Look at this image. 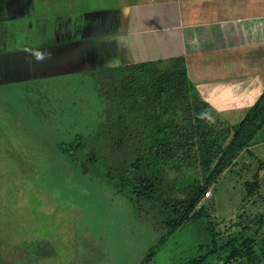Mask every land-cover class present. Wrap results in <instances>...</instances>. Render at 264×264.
<instances>
[{
	"label": "rangeland",
	"instance_id": "rangeland-1",
	"mask_svg": "<svg viewBox=\"0 0 264 264\" xmlns=\"http://www.w3.org/2000/svg\"><path fill=\"white\" fill-rule=\"evenodd\" d=\"M174 67L141 66L132 72L148 69L153 77L159 73L155 68ZM110 74L0 87V264H264L263 205L244 199L245 181L253 173L245 170L243 152L208 187L211 196L154 248L167 231L161 217L149 204L131 205L104 173L107 159L111 166L113 159L119 164L124 154L119 148L112 156L96 135L113 111L111 100L99 96ZM202 108L219 126L217 134L242 119V113ZM217 134L207 139L195 133L176 159L190 151L187 159L196 161L182 160L181 169L167 165V178L192 174L203 185L210 170L204 169L207 152L201 142L217 147L216 154L222 150ZM259 183L264 196V177ZM185 195L176 191L174 198Z\"/></svg>",
	"mask_w": 264,
	"mask_h": 264
},
{
	"label": "crops",
	"instance_id": "crops-1",
	"mask_svg": "<svg viewBox=\"0 0 264 264\" xmlns=\"http://www.w3.org/2000/svg\"><path fill=\"white\" fill-rule=\"evenodd\" d=\"M167 63L243 118L264 95V0H0V87ZM249 149L264 162V126Z\"/></svg>",
	"mask_w": 264,
	"mask_h": 264
},
{
	"label": "trees",
	"instance_id": "trees-1",
	"mask_svg": "<svg viewBox=\"0 0 264 264\" xmlns=\"http://www.w3.org/2000/svg\"><path fill=\"white\" fill-rule=\"evenodd\" d=\"M137 67L141 66H122L102 71H110L111 80H106L107 83L99 87L102 88L99 96H107L111 100L113 111L110 121L104 123L101 126L102 132H97L96 135L112 156L116 155L117 149L123 150L122 163L118 164L113 159L114 164L111 166L107 159L104 171L107 178L114 179L110 182L115 186L116 192L127 195L133 206L135 201L149 204L158 218L161 217L159 221L167 231L154 247L159 248L169 235L186 222L204 201L202 199H205L208 187L217 183L231 169L234 160L243 151H251L254 155L253 149L249 148L254 144L256 133L264 126V95L237 124L227 130L220 129L217 134L218 131L215 130L219 126L205 118L202 108L211 106L193 88L185 66L163 71L155 68L159 73L153 77L148 69L141 74L132 72ZM113 125L115 129L112 128ZM195 133L206 138L217 134V139L220 140L217 146L222 148L213 154V149L217 150V147L213 144L207 146V140L201 142L206 146L207 152V160L203 162L204 169L210 170L207 180L201 186L196 184L197 180L192 174H187L185 178L169 179L166 175L167 165L181 169L184 165L182 160L189 164L196 161L187 159L190 151L184 159H176L181 150L191 146ZM88 160L96 162L93 157ZM244 165L248 173H253L252 180L245 181L244 199L253 205L262 203L264 211V196L260 192L259 183V173L264 169V162L253 160ZM176 191L186 194L185 197L174 198ZM260 216L263 221L262 212ZM154 252L155 249L147 259H151ZM206 258L207 255L204 256Z\"/></svg>",
	"mask_w": 264,
	"mask_h": 264
},
{
	"label": "built area",
	"instance_id": "built-area-1",
	"mask_svg": "<svg viewBox=\"0 0 264 264\" xmlns=\"http://www.w3.org/2000/svg\"><path fill=\"white\" fill-rule=\"evenodd\" d=\"M211 195V190L205 192V197H209Z\"/></svg>",
	"mask_w": 264,
	"mask_h": 264
},
{
	"label": "clouds",
	"instance_id": "clouds-1",
	"mask_svg": "<svg viewBox=\"0 0 264 264\" xmlns=\"http://www.w3.org/2000/svg\"><path fill=\"white\" fill-rule=\"evenodd\" d=\"M37 58H41V57L39 56V54H37Z\"/></svg>",
	"mask_w": 264,
	"mask_h": 264
}]
</instances>
